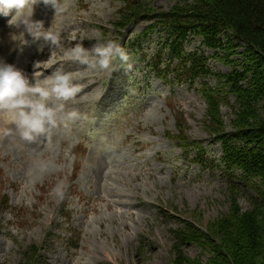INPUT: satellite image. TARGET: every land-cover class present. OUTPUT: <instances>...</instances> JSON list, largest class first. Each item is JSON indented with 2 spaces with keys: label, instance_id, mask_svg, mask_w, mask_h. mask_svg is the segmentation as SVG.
<instances>
[{
  "label": "rangeland",
  "instance_id": "obj_1",
  "mask_svg": "<svg viewBox=\"0 0 264 264\" xmlns=\"http://www.w3.org/2000/svg\"><path fill=\"white\" fill-rule=\"evenodd\" d=\"M125 1L61 0L65 11L58 16L42 2L34 5L32 19L59 31L62 48L31 42L25 34L30 43L21 51L11 39L16 30L7 25L10 17L0 15V62L41 73L30 82L63 70L81 88L75 98L62 102L64 112L46 136L31 144L16 134L0 136V203L8 199L7 207L0 206V264H17L32 244L39 246L40 264H172L173 231L184 228L183 220L206 232L233 201L242 211L252 208L255 194L249 186L236 182L230 188L218 168L189 162L175 138L182 114L185 137L206 149L203 158L219 164L220 142L203 124L206 103L197 91L199 81L163 85L144 64L160 46L163 31L151 34V22L141 16L185 0H137L140 15L122 20ZM96 33L103 41H118L128 54L111 75L62 59L63 50L78 42L91 48L98 42ZM185 49L213 53L195 36ZM52 60L56 64L49 74L44 75L42 64L34 69L38 61ZM27 63L30 69H25ZM207 64L214 73L232 69L222 59L209 57ZM208 84L215 86L216 79ZM219 109L226 131H233L234 99L229 96ZM69 111L77 116L67 119ZM58 186L62 196L54 192ZM181 250L202 262L210 257L198 242L183 243Z\"/></svg>",
  "mask_w": 264,
  "mask_h": 264
},
{
  "label": "trees",
  "instance_id": "obj_2",
  "mask_svg": "<svg viewBox=\"0 0 264 264\" xmlns=\"http://www.w3.org/2000/svg\"><path fill=\"white\" fill-rule=\"evenodd\" d=\"M125 3L128 9L120 10L126 11L122 20L140 15L137 0ZM146 13L141 17L151 22L147 30L151 34L154 29L163 31L160 46L148 59L149 70L165 84L193 86L199 81L197 91L206 103L204 127L220 142L219 164L203 158L206 149L185 137L180 114L175 138L184 145L186 160L203 168H218L226 174L230 188L236 182L244 183L255 194L250 210L242 211L233 201L225 215L208 224L206 232L183 220L184 228L173 231L172 264H264V0H185L167 11ZM190 36L200 37L213 51L211 56L187 52L185 42ZM238 47L243 51L237 52ZM234 55L239 59H231ZM209 57L231 64V72H212ZM210 78L216 79L215 86L208 84ZM229 96L236 106L231 132L226 131L219 109ZM190 149L195 151L193 156ZM7 203L5 198L0 206L7 207ZM186 242L206 246L210 257L206 262L187 257L181 250ZM39 256V246L29 245L17 264H40Z\"/></svg>",
  "mask_w": 264,
  "mask_h": 264
},
{
  "label": "clouds",
  "instance_id": "obj_3",
  "mask_svg": "<svg viewBox=\"0 0 264 264\" xmlns=\"http://www.w3.org/2000/svg\"><path fill=\"white\" fill-rule=\"evenodd\" d=\"M43 3L54 10V16L65 11L61 0H0V15L10 17L7 25L16 31L11 39L22 51L23 46L42 40L50 48H62V36L59 31L45 28L40 20H33L34 5ZM98 41L91 48L76 43L63 50L62 59L74 61L93 70L106 71L111 75L119 66L125 64L129 57L125 48L116 40L103 41L100 33H96ZM38 50L42 51V48ZM56 61L47 63L38 61L44 68L51 67ZM39 77L40 72H35ZM42 80V82H41ZM81 92V88L73 82V75L63 70H56L44 79L30 82L29 77L13 64L0 62V136L16 134L20 139L32 142L47 135L58 122L65 104ZM67 119L77 116L75 111L66 114ZM62 196L60 187L54 189Z\"/></svg>",
  "mask_w": 264,
  "mask_h": 264
},
{
  "label": "bare ground",
  "instance_id": "obj_4",
  "mask_svg": "<svg viewBox=\"0 0 264 264\" xmlns=\"http://www.w3.org/2000/svg\"><path fill=\"white\" fill-rule=\"evenodd\" d=\"M40 59V58H39ZM56 64V63H55ZM55 64L53 65V66H51V67H49L50 69L48 70V68H44V67H41L43 70H44V75L45 74H49L50 72H52L53 71V69H54V66H55ZM25 69H30V64L29 63H27L26 64V66H25ZM34 69H35V66H34ZM33 71V69H31L30 71H27L28 73H25L29 78H33L34 76L31 74V72ZM34 74V73H33ZM28 143V142H27ZM30 144L32 143V142H29ZM28 145V144H27ZM33 145V144H32ZM29 146H31V145H29ZM34 147V146H33Z\"/></svg>",
  "mask_w": 264,
  "mask_h": 264
}]
</instances>
